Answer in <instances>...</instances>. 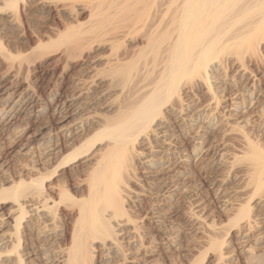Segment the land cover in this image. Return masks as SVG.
Segmentation results:
<instances>
[{"label": "bare ground", "instance_id": "1", "mask_svg": "<svg viewBox=\"0 0 264 264\" xmlns=\"http://www.w3.org/2000/svg\"><path fill=\"white\" fill-rule=\"evenodd\" d=\"M260 64L264 0H0V264H264Z\"/></svg>", "mask_w": 264, "mask_h": 264}, {"label": "rangeland", "instance_id": "2", "mask_svg": "<svg viewBox=\"0 0 264 264\" xmlns=\"http://www.w3.org/2000/svg\"><path fill=\"white\" fill-rule=\"evenodd\" d=\"M58 9V8H57ZM60 9V8H59ZM55 10V8H54V10H52V16L49 18V21L47 22L51 27H54V26H56L57 24H59V22H64V21H68L69 22V20H68V17H67V15L66 14H63V12L62 11H60V10ZM59 11V12H58ZM55 12V13H54ZM57 12V13H56ZM60 13V14H59ZM57 14H59V15H57ZM62 15H64V16H62ZM57 16V17H56ZM64 17L63 19H60V18H62V17ZM53 17H54V19H53ZM60 17V18H59ZM66 17V18H65ZM85 15L84 16H81L80 18L83 20H81L80 19V21H82V22H84L86 19H85ZM52 18V19H51ZM60 19V20H59ZM51 21H53V22H51ZM51 22V23H50ZM56 22H58L57 24H56ZM54 25V26H53ZM31 26V25H30ZM33 29V28H32ZM34 30H39L37 27H34ZM261 66H253L252 68H254L255 69V71H256V74H257V76L258 77H261L262 78V80H264V66H263V64H260ZM263 66V67H262ZM260 67H262V68H260ZM259 72V73H258ZM260 72H262V73H260ZM262 75V76H261ZM7 150H3V151H1V155H2V157L4 158V157H6V155H7V152H6ZM2 153H4V154H2ZM4 155V156H3ZM139 174H141V172L139 173ZM154 255H157V252L156 253H154Z\"/></svg>", "mask_w": 264, "mask_h": 264}]
</instances>
